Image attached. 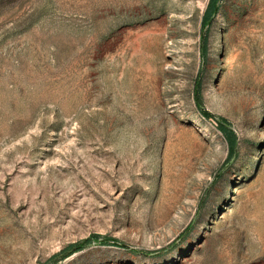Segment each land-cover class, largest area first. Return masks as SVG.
<instances>
[{
  "label": "rangeland",
  "instance_id": "rangeland-1",
  "mask_svg": "<svg viewBox=\"0 0 264 264\" xmlns=\"http://www.w3.org/2000/svg\"><path fill=\"white\" fill-rule=\"evenodd\" d=\"M207 3L0 0V264H264V0Z\"/></svg>",
  "mask_w": 264,
  "mask_h": 264
},
{
  "label": "trees",
  "instance_id": "trees-1",
  "mask_svg": "<svg viewBox=\"0 0 264 264\" xmlns=\"http://www.w3.org/2000/svg\"><path fill=\"white\" fill-rule=\"evenodd\" d=\"M220 2L221 0H208L207 6L204 10V13L202 15V20H201V32L202 34V49H201V56L204 57L206 55V50H207V34L206 32L208 31V28L211 24L212 19L216 16V14L219 11L220 8ZM194 100L196 103V106L199 108V111L201 115L204 118H214L216 123H217V128L219 131L224 135L227 144H228V155L226 158L227 163L230 162L236 155V149H237V144H238V137L235 133V131L230 127L229 122L227 119L224 117L220 116H215L209 111L205 110L203 108V96H202V91H201V84L199 80H196L195 86H194ZM191 225L187 228L190 229ZM183 232L180 237L184 236L186 233ZM91 242L103 244V245H116V246H124L120 244L118 241L104 237L102 240H100V236L96 233H93L89 235L87 238L75 241L72 243L67 244L63 248H61L58 252L54 253L48 260L47 263H56L58 261H63L75 252L83 249L85 246L90 244ZM175 243H173L174 245ZM147 254V252H144ZM149 253V252H148Z\"/></svg>",
  "mask_w": 264,
  "mask_h": 264
}]
</instances>
